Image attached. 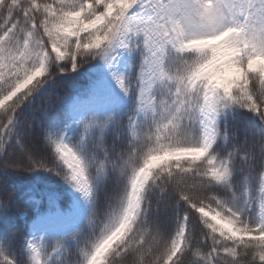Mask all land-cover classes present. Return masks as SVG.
Returning <instances> with one entry per match:
<instances>
[{
	"label": "snow or ice",
	"instance_id": "snow-or-ice-1",
	"mask_svg": "<svg viewBox=\"0 0 264 264\" xmlns=\"http://www.w3.org/2000/svg\"><path fill=\"white\" fill-rule=\"evenodd\" d=\"M0 264H264V0H0Z\"/></svg>",
	"mask_w": 264,
	"mask_h": 264
}]
</instances>
